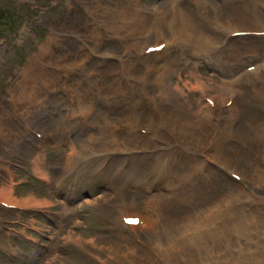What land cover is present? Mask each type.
I'll return each instance as SVG.
<instances>
[{"label": "rangeland", "instance_id": "rangeland-1", "mask_svg": "<svg viewBox=\"0 0 264 264\" xmlns=\"http://www.w3.org/2000/svg\"><path fill=\"white\" fill-rule=\"evenodd\" d=\"M6 5L0 264H264V0Z\"/></svg>", "mask_w": 264, "mask_h": 264}, {"label": "bare ground", "instance_id": "bare-ground-1", "mask_svg": "<svg viewBox=\"0 0 264 264\" xmlns=\"http://www.w3.org/2000/svg\"><path fill=\"white\" fill-rule=\"evenodd\" d=\"M175 6V5H174ZM180 17V16H179ZM157 21V20H156ZM183 22V21H182ZM159 24V23H158ZM134 25V24H133ZM160 25V24H159ZM159 25H157V26H159ZM186 25V24H185ZM193 25V24H192ZM189 26V25H188ZM187 27V26H186ZM199 27V26H198ZM125 28V27H124ZM129 29V28H128ZM136 29V28H135ZM134 29V30H135ZM132 30V29H131ZM148 30V29H147ZM156 30V29H155ZM145 31V30H144ZM168 31H169V33H170V30H169V28H168ZM188 31V30H187ZM237 31V30H236ZM130 32V31H129ZM232 32V31H231ZM189 33V32H188ZM238 33V32H237ZM134 34V33H133ZM171 34V33H170ZM197 35V34H196ZM235 35V34H234ZM189 36V35H188ZM201 37V36H200ZM149 38V37H148ZM189 38V37H188ZM195 38V37H194ZM193 38V39H194ZM190 39V38H189ZM207 39V38H206ZM209 39H211V38H209ZM208 39V40H209ZM191 40V39H190ZM201 40H205L204 38H201ZM146 40H144V41H138L136 44L137 45H140V43H143V42H145ZM177 42H180V40L178 39V38H175V40H173V41H171V43H169L170 45H173V44H175V43H177ZM183 43V42H182ZM193 43V42H192ZM160 43H157V44H154V45H151V44H149V43H146L145 44V48L143 49V52H142V54L143 55H145V50H147L148 48H150V47H157L158 45H159ZM188 45V44H187ZM194 45V44H193ZM209 45H211V42L210 41H207V43H206V45L204 46V44L203 45H201L200 47H198L199 49H207L208 48V46ZM214 46V45H213ZM137 48H139L138 46H137ZM141 48V47H140ZM197 48V47H196ZM155 48H153V50H154ZM164 49H166V48H164ZM45 50V49H44ZM168 50V49H167ZM166 50V51H167ZM140 51H142V50H140ZM149 51V50H148ZM155 51H157V50H155ZM198 51V50H197ZM47 54V53H46ZM45 55V54H44ZM152 56H156V55H151V56H149L148 57V59H150ZM158 56V55H157ZM160 56V55H159ZM145 58V57H144ZM32 62H33V60H32ZM144 62H145V60H144ZM153 62V61H152ZM154 63V62H153ZM156 63V62H155ZM159 63V62H158ZM146 64V63H145ZM151 64V63H150ZM149 64V65H150ZM156 65V64H155ZM165 65V64H164ZM152 66V65H151ZM151 66H149V67H151ZM32 68V65H31V67L29 68V69H31ZM86 72V71H85ZM89 73V72H88ZM236 92V91H235ZM133 120V119H132ZM130 121V120H129ZM154 121V120H153ZM150 125V124H149ZM133 126V125H132ZM147 126V125H146ZM151 126V125H150ZM159 126V125H158ZM149 127V126H148ZM148 127H147V129H148ZM153 127V126H152ZM135 128V127H134ZM151 128V127H150ZM159 129V128H158ZM149 130V129H148ZM151 131V130H150ZM157 131V130H156ZM135 133V132H134ZM150 133V132H149ZM154 133V132H153ZM153 133H152V136H153ZM132 135V134H131ZM119 136V135H118ZM133 136V135H132ZM142 137V136H141ZM152 138V137H151ZM111 140V139H110ZM119 140V139H118ZM130 142V141H129ZM120 143V142H119ZM134 144V143H133ZM123 145H124V142H123ZM122 148H123V146H122ZM121 148V149H122ZM124 148H125V146H124ZM130 148V147H129ZM132 149H133V147H132ZM112 150V149H111ZM118 151V150H117ZM123 151H125V150H123ZM135 151V150H134ZM139 151V150H138ZM104 152V151H103ZM109 152V151H108ZM123 153V152H122ZM86 158V157H85ZM75 161V160H74ZM77 162V161H76ZM78 163V162H77ZM204 166H205V164H204ZM207 166V165H206ZM205 168V167H204ZM208 168V167H207ZM174 174V173H173ZM177 175V174H176ZM226 200V199H225ZM220 209V208H219ZM192 210V209H191ZM222 210V209H221ZM214 211V210H213ZM216 211V210H215ZM218 211V210H217ZM223 212V211H222ZM244 215H246V214H244ZM204 218V217H203ZM198 220V219H197ZM205 222V221H204ZM207 222V221H206ZM212 224V223H211ZM192 225V224H191ZM197 227V226H196ZM210 228V227H209ZM147 229H148V227H147ZM179 229V228H178ZM189 231V230H188ZM187 231V232H188ZM207 239V238H206ZM157 241V240H156ZM177 242V241H176ZM172 243H173V241H172ZM187 247V246H186Z\"/></svg>", "mask_w": 264, "mask_h": 264}, {"label": "trees", "instance_id": "trees-1", "mask_svg": "<svg viewBox=\"0 0 264 264\" xmlns=\"http://www.w3.org/2000/svg\"><path fill=\"white\" fill-rule=\"evenodd\" d=\"M4 13H8L6 15V18H8V16L10 17L11 16V20L8 21V26H9V29H12L13 27L15 26H18L19 25V17L22 16V13L20 10L16 9L15 7H13L12 5H6L3 8H0V11H2Z\"/></svg>", "mask_w": 264, "mask_h": 264}]
</instances>
